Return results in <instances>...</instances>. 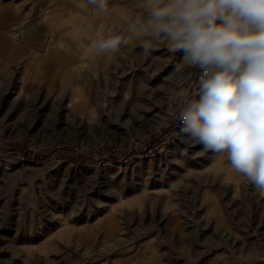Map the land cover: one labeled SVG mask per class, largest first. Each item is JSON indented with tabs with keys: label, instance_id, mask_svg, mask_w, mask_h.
<instances>
[{
	"label": "rangeland",
	"instance_id": "1",
	"mask_svg": "<svg viewBox=\"0 0 264 264\" xmlns=\"http://www.w3.org/2000/svg\"><path fill=\"white\" fill-rule=\"evenodd\" d=\"M107 9L0 0V138L25 154L0 163V264H264V193L180 133L176 94L198 71L179 79L163 41L98 53L143 15L142 0ZM102 140L115 165L72 150Z\"/></svg>",
	"mask_w": 264,
	"mask_h": 264
},
{
	"label": "clouds",
	"instance_id": "2",
	"mask_svg": "<svg viewBox=\"0 0 264 264\" xmlns=\"http://www.w3.org/2000/svg\"><path fill=\"white\" fill-rule=\"evenodd\" d=\"M106 12L107 0H87ZM143 15L130 16L125 37L94 42L98 53H116L128 37L149 51L163 41L180 53L177 92L182 137L223 158L264 193V0H142Z\"/></svg>",
	"mask_w": 264,
	"mask_h": 264
},
{
	"label": "built area",
	"instance_id": "3",
	"mask_svg": "<svg viewBox=\"0 0 264 264\" xmlns=\"http://www.w3.org/2000/svg\"><path fill=\"white\" fill-rule=\"evenodd\" d=\"M173 140L172 133L169 131H160L159 133V144L164 147L165 145L169 144ZM72 150L79 154V153H87L92 149L93 151H100L101 155L98 157H92L93 162L100 166H108L112 164L118 163L120 160H117L113 157V154H115L117 149H114V152L109 151L106 149L105 141H99L96 144H93L92 146L85 145L82 143H75L72 146ZM25 158L24 152L15 147L11 144L9 139L6 138H0V163H3L6 168H11L15 163L19 162L21 159ZM83 159V158H81Z\"/></svg>",
	"mask_w": 264,
	"mask_h": 264
},
{
	"label": "crops",
	"instance_id": "4",
	"mask_svg": "<svg viewBox=\"0 0 264 264\" xmlns=\"http://www.w3.org/2000/svg\"><path fill=\"white\" fill-rule=\"evenodd\" d=\"M3 46L9 48L10 51L15 52H26L27 50L19 43L17 40L10 41L9 43L7 41L3 42ZM62 70V68H61Z\"/></svg>",
	"mask_w": 264,
	"mask_h": 264
},
{
	"label": "bare ground",
	"instance_id": "5",
	"mask_svg": "<svg viewBox=\"0 0 264 264\" xmlns=\"http://www.w3.org/2000/svg\"><path fill=\"white\" fill-rule=\"evenodd\" d=\"M14 34H16V29L13 31ZM16 36V35H15Z\"/></svg>",
	"mask_w": 264,
	"mask_h": 264
}]
</instances>
